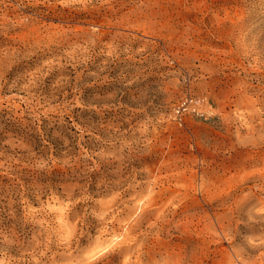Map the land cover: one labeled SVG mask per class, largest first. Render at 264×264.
I'll return each mask as SVG.
<instances>
[{"label":"rangeland","instance_id":"1","mask_svg":"<svg viewBox=\"0 0 264 264\" xmlns=\"http://www.w3.org/2000/svg\"><path fill=\"white\" fill-rule=\"evenodd\" d=\"M0 60V264H264V0H0Z\"/></svg>","mask_w":264,"mask_h":264},{"label":"bare ground","instance_id":"2","mask_svg":"<svg viewBox=\"0 0 264 264\" xmlns=\"http://www.w3.org/2000/svg\"><path fill=\"white\" fill-rule=\"evenodd\" d=\"M113 7V6H112ZM110 9V8H109ZM91 24V23H90ZM120 24V23H119ZM85 25V24H84ZM88 25H89V23H88ZM43 26V25H42ZM60 27V26H59ZM86 27H88V26H86ZM138 27V26H137ZM134 28H136V27H134ZM47 29V28H46ZM82 30V29H81ZM92 30V29H91ZM96 30V29H95ZM107 30V29H106ZM112 30V29H111ZM134 30V29H133ZM139 30V29H138ZM49 31V30H48ZM104 31V30H103ZM46 32V31H45ZM51 32V31H50ZM80 32V31H79ZM85 32V31H84ZM87 32V31H86ZM96 32V31H95ZM134 32V31H133ZM49 33V32H48ZM47 33V34H48ZM76 33H78V32H76ZM46 34V33H45ZM44 34V35H45ZM83 34V33H82ZM89 34V33H88ZM118 34V33H117ZM70 35V34H69ZM84 35H87V34H84ZM95 35V34H94ZM109 35V34H108ZM107 35V36H108ZM88 36V35H87ZM103 36V35H102ZM113 36V35H112ZM129 36V35H128ZM51 37V36H50ZM56 37V36H55ZM72 37H74V36H72ZM139 37V36H138ZM46 38V37H45ZM49 38V37H48ZM60 38V37H59ZM79 38V37H78ZM90 38V37H89ZM64 39V38H63ZM81 39H83V37L81 38ZM141 39V38H140ZM49 40V39H48ZM55 40V38L53 39V41ZM80 40V39H79ZM116 40V39H115ZM50 41V40H49ZM56 41V40H55ZM64 41V40H63ZM70 41V40H69ZM76 41V40H75ZM82 41V40H81ZM86 41H87V39H86ZM100 41V40H99ZM73 42V41H72ZM77 42V41H76ZM113 42V41H112ZM126 42V41H125ZM57 43V42H56ZM69 43V42H68ZM71 43V42H70ZM80 43V42H79ZM97 43H98V41H97ZM132 43V42H131ZM134 43V42H133ZM1 61V60H0Z\"/></svg>","mask_w":264,"mask_h":264},{"label":"built area","instance_id":"3","mask_svg":"<svg viewBox=\"0 0 264 264\" xmlns=\"http://www.w3.org/2000/svg\"><path fill=\"white\" fill-rule=\"evenodd\" d=\"M184 109H186L184 106H183V107H180V108H178V113L180 114V113H181V111H183Z\"/></svg>","mask_w":264,"mask_h":264}]
</instances>
